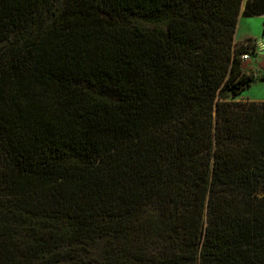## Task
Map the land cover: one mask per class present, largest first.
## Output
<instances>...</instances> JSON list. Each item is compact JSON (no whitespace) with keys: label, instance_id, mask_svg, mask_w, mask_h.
Listing matches in <instances>:
<instances>
[{"label":"trees","instance_id":"16d2710c","mask_svg":"<svg viewBox=\"0 0 264 264\" xmlns=\"http://www.w3.org/2000/svg\"><path fill=\"white\" fill-rule=\"evenodd\" d=\"M50 6L0 0V264H264V0Z\"/></svg>","mask_w":264,"mask_h":264},{"label":"rangeland","instance_id":"374dc122","mask_svg":"<svg viewBox=\"0 0 264 264\" xmlns=\"http://www.w3.org/2000/svg\"><path fill=\"white\" fill-rule=\"evenodd\" d=\"M63 0H50L51 4L53 5L50 6L52 9H45L43 10L41 14V19H44L48 16H50L51 12L58 8L62 4ZM251 0H243V6L242 10L244 9V6L246 2H249ZM40 16V15H39ZM38 16V17H39ZM44 21V20H43ZM259 19H253L249 17H245L240 19V23L238 24V31L235 36L236 39L242 38L244 35V32H246L249 28L251 29V33H257L259 32ZM40 26V25H39ZM38 26V27H39ZM37 27V25H36ZM35 27V28H36ZM249 27V28H248ZM21 31L18 32H13L12 35L8 38L6 41H2L0 43V47L3 48V44H8L9 40L12 39H19ZM264 36L262 37L261 40L256 41V53L254 55H250L249 61L247 62V68L246 72H249L250 70L254 72L255 74V80L250 84L249 87L244 89L241 94H239L236 97H232L234 100H251V101H264V73L262 72L263 70L260 67H255V64H258L264 56L261 54L259 55L261 50L263 49L264 45ZM261 70V73L259 72Z\"/></svg>","mask_w":264,"mask_h":264},{"label":"crops","instance_id":"0c3cea01","mask_svg":"<svg viewBox=\"0 0 264 264\" xmlns=\"http://www.w3.org/2000/svg\"><path fill=\"white\" fill-rule=\"evenodd\" d=\"M242 18H245V16H240L239 17V21H238V24L240 23V19H242ZM249 18H253V19H259V32H257V33H251V29L249 28L246 32H244V35H243V37L242 38H239V39H236L235 37H234V39H235V42H238V43H240V42H243L244 40H246V39H253V40H255V41H259V40H261L262 39V37H263V35H264V14L263 15H254V16H249ZM238 24H237V31H238ZM237 31H236V33H235V36H236V34H237ZM247 61H249V60H247Z\"/></svg>","mask_w":264,"mask_h":264},{"label":"water","instance_id":"95a60500","mask_svg":"<svg viewBox=\"0 0 264 264\" xmlns=\"http://www.w3.org/2000/svg\"><path fill=\"white\" fill-rule=\"evenodd\" d=\"M263 42H264V41H263ZM263 49H264V45H263ZM260 54H261L262 56H264V50H261L260 53H259V55H260ZM263 59H264V57H263ZM255 67L257 68V67H258V64H255ZM262 70H263L262 72L264 73V69H262ZM259 72L261 73V70H260Z\"/></svg>","mask_w":264,"mask_h":264},{"label":"built area","instance_id":"2783aa9c","mask_svg":"<svg viewBox=\"0 0 264 264\" xmlns=\"http://www.w3.org/2000/svg\"><path fill=\"white\" fill-rule=\"evenodd\" d=\"M264 36V35H263ZM241 58H242V60H249V58H250V54H243L242 56H241Z\"/></svg>","mask_w":264,"mask_h":264}]
</instances>
